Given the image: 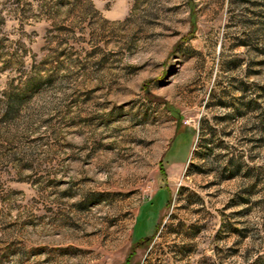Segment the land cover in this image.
I'll use <instances>...</instances> for the list:
<instances>
[{"label": "rangeland", "instance_id": "374dc122", "mask_svg": "<svg viewBox=\"0 0 264 264\" xmlns=\"http://www.w3.org/2000/svg\"><path fill=\"white\" fill-rule=\"evenodd\" d=\"M0 264H264V0H0Z\"/></svg>", "mask_w": 264, "mask_h": 264}, {"label": "trees", "instance_id": "16d2710c", "mask_svg": "<svg viewBox=\"0 0 264 264\" xmlns=\"http://www.w3.org/2000/svg\"><path fill=\"white\" fill-rule=\"evenodd\" d=\"M140 237V236H139Z\"/></svg>", "mask_w": 264, "mask_h": 264}]
</instances>
